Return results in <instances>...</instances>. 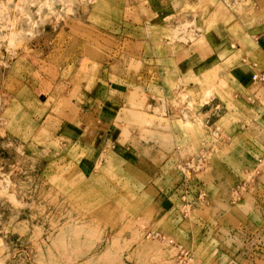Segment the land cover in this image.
Segmentation results:
<instances>
[{
    "label": "rangeland",
    "instance_id": "1",
    "mask_svg": "<svg viewBox=\"0 0 264 264\" xmlns=\"http://www.w3.org/2000/svg\"><path fill=\"white\" fill-rule=\"evenodd\" d=\"M136 5L0 0V264H178L180 249L190 264H264V207L249 213L245 227L238 218L241 226L232 230L223 220L229 206L197 208L191 201L205 202V193L184 187L171 211L143 195L110 154L87 146L93 130L78 125L89 123L82 106L89 91L108 92L110 83L118 89L121 73L131 85L136 73L152 72L141 60L151 58L150 47L136 43ZM181 32L160 39L172 43ZM143 39L151 43L152 36L145 31ZM182 92L173 99L177 107L187 101ZM188 107L198 126L210 127L204 149L211 147V160L226 145L236 149L232 139L244 131L237 118L213 125L219 109L206 124L195 105ZM186 121L194 136L198 130L189 126L196 125L188 115ZM256 177L252 171L247 181L257 201L264 196L255 193ZM249 190L234 187L230 203L242 210Z\"/></svg>",
    "mask_w": 264,
    "mask_h": 264
},
{
    "label": "crops",
    "instance_id": "2",
    "mask_svg": "<svg viewBox=\"0 0 264 264\" xmlns=\"http://www.w3.org/2000/svg\"><path fill=\"white\" fill-rule=\"evenodd\" d=\"M135 1L142 35L136 43L150 47L151 58L142 54L141 60L152 72L136 73L131 85L121 73L118 89L110 83L108 92L89 91L82 104L87 105L89 123L78 125L93 130L87 146H93L95 154H110V163L120 164L139 181L142 194L152 195L163 208L177 209L186 187L206 195L205 202L194 198L193 206L214 211L227 205L223 220L233 230L241 226V218L245 227L249 213L264 207V197L256 201L249 196L252 185L247 181L256 171L255 193L264 196V84L253 82L255 75L264 74V0ZM145 31L151 43L144 41ZM177 31L185 34L179 33L172 43L160 39ZM156 36L166 54L156 49ZM181 91L187 101L177 107L173 99H179ZM188 105H195V115L206 124L219 109L222 115L213 125L237 118L244 131L232 139L236 149L223 145L211 160V147L204 149L210 127L198 126ZM187 115L196 125L189 127L199 131L194 136L187 132ZM236 186L250 189L242 192V210L230 203Z\"/></svg>",
    "mask_w": 264,
    "mask_h": 264
},
{
    "label": "built area",
    "instance_id": "3",
    "mask_svg": "<svg viewBox=\"0 0 264 264\" xmlns=\"http://www.w3.org/2000/svg\"><path fill=\"white\" fill-rule=\"evenodd\" d=\"M253 82L257 83V84H264V74H260V75H255L253 77ZM161 235L159 234H155V233H152L150 234V237L154 238V239H158V238H162L160 237ZM164 239V238H163ZM170 244H173V241H169ZM192 261L191 259V255L188 251H186L185 249L184 250H181L180 249V252H179V255H178V260H177V263L178 264H190Z\"/></svg>",
    "mask_w": 264,
    "mask_h": 264
}]
</instances>
